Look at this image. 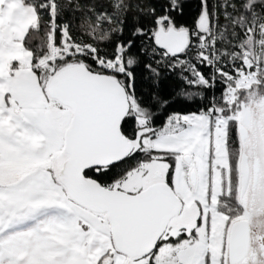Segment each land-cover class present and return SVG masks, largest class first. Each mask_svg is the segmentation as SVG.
Wrapping results in <instances>:
<instances>
[{"label":"snow or ice","instance_id":"1","mask_svg":"<svg viewBox=\"0 0 264 264\" xmlns=\"http://www.w3.org/2000/svg\"><path fill=\"white\" fill-rule=\"evenodd\" d=\"M189 4L0 0V264H264V0Z\"/></svg>","mask_w":264,"mask_h":264},{"label":"trees","instance_id":"2","mask_svg":"<svg viewBox=\"0 0 264 264\" xmlns=\"http://www.w3.org/2000/svg\"><path fill=\"white\" fill-rule=\"evenodd\" d=\"M197 10H198V0H190L189 6L186 7L185 9L186 19L190 21L191 18L195 15ZM187 110H195V107Z\"/></svg>","mask_w":264,"mask_h":264}]
</instances>
